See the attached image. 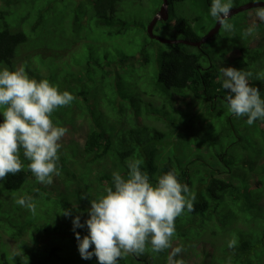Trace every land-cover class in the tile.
Listing matches in <instances>:
<instances>
[{
  "label": "trees",
  "instance_id": "obj_1",
  "mask_svg": "<svg viewBox=\"0 0 264 264\" xmlns=\"http://www.w3.org/2000/svg\"><path fill=\"white\" fill-rule=\"evenodd\" d=\"M22 1L26 3V0ZM118 1L90 0L91 17L99 32L117 36L129 30L132 23L115 17ZM159 1L161 4L162 0ZM184 1L167 0V24L172 21L170 29L174 32L171 38L179 35L180 38L197 41L202 35L192 22L197 21L200 14L190 17L173 8L176 3ZM207 4L210 5V1ZM7 7V4L0 7V19L5 22L0 28V64L14 69L16 65L12 61L16 63L25 55L20 51L18 56L17 49L27 42L28 36L21 28L15 30L7 26ZM214 23L215 20L210 18V26ZM245 24L248 26L247 22ZM142 26L146 31V27ZM251 26L253 33L250 36L243 35L245 30L238 27L233 33L224 35L220 27L199 46L165 43L169 50L157 52L160 57H157L154 80L160 85V91L156 94L150 92L146 95V92H142V96L133 93L127 88L131 83H126L122 76L126 72L124 70H103L101 79L91 88L87 87L90 79L88 69H85L83 78L69 70L64 78L56 81L34 74L29 64L22 65L30 77L47 80L61 91L67 90L73 95L74 100L69 105L53 112L51 119L55 125L69 132L74 128L69 125H77L76 122L81 120L79 117H83V120L88 118L89 106L98 107L102 113L97 114L99 117L94 119L93 125H86L83 143L70 137L67 143L61 144L64 149L60 151L63 155L70 149L67 162L82 164L83 161H90L95 164V181L89 187L95 192L80 193L87 197L80 196L76 200L62 197L59 191L38 186L27 166L15 175H8L3 190L22 192L28 185L27 193L36 209L32 212L21 207L14 198V206L10 208L12 211H9L8 217L12 212V217L17 218L15 223L18 229L10 236L18 241L28 226L38 236H60L61 243L41 251L40 245L30 246L26 240H20L17 243L20 252L9 254L3 264H49L48 258L52 260L51 264H97L95 257L91 260L81 259L72 230V217L86 215L87 218L89 200L99 198L104 194V189L111 186L113 172L127 176L128 160L138 162L141 171L149 176L152 183L159 175L174 171L178 180L188 185L190 194L194 196L193 206L191 211L185 210L175 219L172 239L190 243L185 245L187 251H191L194 246L191 245L195 242L202 240L205 247L210 242L204 249L206 253L198 256L196 262L208 264V258L215 259L222 254V264H264V206L260 203L264 189V121L249 126L246 118L231 115L224 99L226 92L218 79L221 66L242 69L251 74L250 84L264 94V23L256 19ZM144 38L147 41L137 49V53L147 61L155 52L153 48L149 53L146 45L156 40L148 35ZM254 38H258L260 43L252 45ZM40 49V59L43 60L48 52L44 46ZM179 100L186 105L187 111L174 106ZM138 103L140 105L133 106ZM83 107L86 112L81 114ZM125 117L130 118L131 123ZM139 119H145L152 125L140 124ZM20 159L22 163L27 161L22 150ZM61 173L60 170V175L56 177L62 179ZM32 181L38 187L34 191L30 190ZM65 188L60 190L64 191ZM40 203L43 206L41 212ZM65 209L72 210V215L64 216L62 212ZM65 226L67 231L64 230ZM0 230L4 232L2 226ZM76 231L81 237L87 234L86 228ZM166 251H153L151 245L146 244L141 255L128 253L118 264H134V260L148 263L149 254L151 257L163 256Z\"/></svg>",
  "mask_w": 264,
  "mask_h": 264
},
{
  "label": "clouds",
  "instance_id": "obj_2",
  "mask_svg": "<svg viewBox=\"0 0 264 264\" xmlns=\"http://www.w3.org/2000/svg\"><path fill=\"white\" fill-rule=\"evenodd\" d=\"M251 2L257 5L254 16L264 23V2ZM233 6L234 0H210L208 14L226 32L233 30L229 22ZM252 33L253 29L248 28L243 35ZM250 75L242 69L221 66L218 76L226 92L227 111L236 118H246L249 126L264 121V94L250 84ZM73 100L67 90L29 77L23 67L9 69L0 64V189L8 175L22 170L21 150L38 183L49 185L54 176L60 175L58 153L67 129L55 125L51 116ZM126 165V177L113 172L111 186L99 198L89 200L83 223L80 215L72 217L81 259L95 257L97 264H118L126 254H141L150 244L156 252L171 249L167 264H184L177 258L183 248H173L172 238L175 219L193 206L194 196L188 185L182 184L174 171L159 175L152 183L138 162L128 160ZM15 203L36 210L31 196H21ZM62 214L71 216L72 210L65 209ZM78 228H86L87 234L81 237Z\"/></svg>",
  "mask_w": 264,
  "mask_h": 264
},
{
  "label": "rangeland",
  "instance_id": "obj_3",
  "mask_svg": "<svg viewBox=\"0 0 264 264\" xmlns=\"http://www.w3.org/2000/svg\"><path fill=\"white\" fill-rule=\"evenodd\" d=\"M207 1L210 0H185L173 6L175 11L188 14L190 17H193L195 14H200V18L192 23L196 31L202 36L205 31H208L212 27L210 26L211 17H208L205 11L207 10L208 14L210 5L207 4ZM249 2L251 0H234L233 8ZM5 4L8 5L6 9L7 13L5 14L7 26L15 30L21 28L28 36L27 42L20 45L17 49L18 56L20 51L25 55L16 63L15 60L12 61V64L16 65L14 69L29 64V69L34 74L52 78L56 81L61 80L62 77L64 78V74L69 70L75 71L76 76L83 78L85 69H88L87 75L90 79L87 82V87L94 88L96 81L101 79L100 73L103 70L112 68V70L126 71L122 76L126 83H131L128 84L127 88L133 93L142 95V92H146V95H148L150 92L156 94L160 91V85L154 80L157 71V57H160L157 52L169 50L168 44L151 40L146 45V48L149 53L154 48L155 53L150 55L147 61H144L143 57L137 53V49L147 41L144 37L148 34L143 30L142 25L146 27L154 15L155 10H158L162 4H160L159 0H119L115 17L130 22L132 25L126 33H121L117 36L101 33L97 30L94 19L91 17L92 7L90 0H26L24 4L22 0H0V7H3ZM256 7L253 6V8L242 10L229 16V22L233 25V30L230 33H233L237 27L242 30L251 28V24L256 21V17L253 14ZM245 22L248 23V26H246ZM171 23L172 21L167 24V20L159 19L153 28L154 34L163 38H171L174 33L170 29ZM4 25V20L0 19V28ZM99 27L103 28L102 25H99ZM220 29L222 34L225 35L227 33L222 28ZM176 36L180 38L179 35ZM259 43L260 40L258 38H254L251 42L252 45ZM41 46H44L46 52H48L43 60L40 59ZM133 55L135 56L132 57ZM27 74L30 77V74ZM79 80L83 81V79ZM103 80L106 81V78H103ZM109 90L111 91L110 87ZM137 105H140V103L133 106ZM174 106L178 110L187 111L188 109L180 100ZM89 107L90 112L87 114L89 119L83 120V117H79L81 120L76 122L78 123L77 125H69V127L74 128L70 129L61 138L60 144L67 143L70 137L80 144L83 143L87 126L93 125L94 119L99 117L97 114L102 115L98 107ZM85 112V107H83L81 114ZM125 119L131 123L130 118L125 117ZM148 122L145 119H139L140 124H147ZM148 125L152 124L148 123ZM63 149L64 147L60 148L58 153V166L62 172L63 181L61 178L54 176L51 184L45 185L37 182L38 186H44L45 190L51 188L49 190L59 191L58 194L60 196H68L72 200H76L80 196H85L80 193L93 194L95 190H90L89 187L95 181H93V173L97 170L95 164L90 161H83L82 164H79L77 161L74 164L67 162L66 156L71 151L69 149L61 155L60 151ZM27 163L28 161L22 163L23 169H25ZM65 186L69 193H67L66 188L64 191L60 190ZM31 189L32 191L38 189L34 181H32ZM28 190V185L23 188L22 192L15 190L4 191L0 189V226L4 230V232L0 230V264H3L9 254L20 252L19 245H17L20 240H26L31 246L36 244L40 245L39 248L41 251L50 249L53 246L57 247L61 243L60 236L56 235L54 238L43 235L38 236L36 232L28 227L27 231L21 235L18 241L15 240V237L10 236V233L12 234V232L18 229L15 223L17 218L12 217V212L11 216L8 217L9 211H12L10 208L14 206V198L16 201L21 196H30L27 193ZM42 202L47 203L44 200ZM260 203L264 206V189L261 194ZM39 208V212H41L43 210L42 203H40ZM85 217L86 215H82L81 220H84ZM64 230L67 231V226L64 227ZM185 242L183 240L172 239L173 248L176 246L183 248V251L177 258L183 259L184 264H200L195 260L196 258L198 259V256H203V253H206L204 249H206L210 242L206 244V247L203 246L202 240L198 243L195 242L191 245V247L194 245L191 251L186 250L185 245L190 243L185 244ZM166 250L163 256L154 255L151 257L149 254L150 260L148 261L147 259L148 263L138 260H134L133 262L134 264H167V258L171 249ZM56 251L58 252L59 250L56 249ZM222 258V254L215 257V259L213 257L208 258V264H222L220 262ZM51 261V259H47L49 264H51ZM54 261L57 262L56 260Z\"/></svg>",
  "mask_w": 264,
  "mask_h": 264
},
{
  "label": "water",
  "instance_id": "obj_4",
  "mask_svg": "<svg viewBox=\"0 0 264 264\" xmlns=\"http://www.w3.org/2000/svg\"><path fill=\"white\" fill-rule=\"evenodd\" d=\"M257 6L256 4H253L252 2H249L247 4H244L242 6L233 8L230 12V16L248 9L250 7ZM168 18V5H167V0H162V4L160 5L159 9L156 11V13L152 16L151 20L146 26V31L147 34L150 38L155 39L156 41L160 43H169V44H174V43H183V44H188V45H193V46H199L201 43L205 42L207 39L211 38L216 32H218L220 25L215 21V24L203 35L199 40L197 41H190L187 39L183 38H163L160 37L153 32L154 25L159 19L162 20H167Z\"/></svg>",
  "mask_w": 264,
  "mask_h": 264
},
{
  "label": "bare ground",
  "instance_id": "obj_5",
  "mask_svg": "<svg viewBox=\"0 0 264 264\" xmlns=\"http://www.w3.org/2000/svg\"><path fill=\"white\" fill-rule=\"evenodd\" d=\"M28 227V226H27ZM31 246V245H30ZM37 250V249H36ZM31 251V250H30ZM38 251V250H37ZM32 253V252H31Z\"/></svg>",
  "mask_w": 264,
  "mask_h": 264
}]
</instances>
